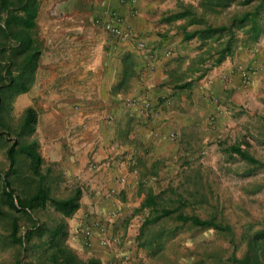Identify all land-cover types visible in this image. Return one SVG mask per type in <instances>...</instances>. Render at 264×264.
I'll list each match as a JSON object with an SVG mask.
<instances>
[{
	"label": "crops",
	"instance_id": "obj_1",
	"mask_svg": "<svg viewBox=\"0 0 264 264\" xmlns=\"http://www.w3.org/2000/svg\"><path fill=\"white\" fill-rule=\"evenodd\" d=\"M180 3L196 4L39 0L36 35L41 56L34 85L22 97L40 100L30 105L44 116L45 123L40 118L38 122L40 131H47L41 142L45 166L64 185L82 191L80 209L68 221V244L86 259L106 264L121 257L130 262V244L117 245L121 235L130 240V225L119 234L114 224L130 208L142 206L140 185L149 181V172L158 173L160 161L179 152V135L196 128L199 116L214 107L212 100L222 98L216 67L209 70L206 63L207 69L194 78L188 72L200 55L194 48L201 42L186 40L185 34L192 31H178L174 24L182 22L169 21ZM113 13L130 34L128 39L95 25ZM111 212L118 218L111 221ZM90 221L99 222L97 234L110 239L111 247L101 248L97 240L91 247L85 245L81 232Z\"/></svg>",
	"mask_w": 264,
	"mask_h": 264
},
{
	"label": "rangeland",
	"instance_id": "obj_2",
	"mask_svg": "<svg viewBox=\"0 0 264 264\" xmlns=\"http://www.w3.org/2000/svg\"><path fill=\"white\" fill-rule=\"evenodd\" d=\"M194 2L196 4L180 3L175 11V14L186 9L193 12L191 16L170 21L182 22V25L174 24L178 31L186 28L193 32L205 28L206 24L219 28L230 26L236 17L253 12L259 6L260 19L255 33L251 23L233 26L229 56L219 65H215L217 52L227 44L230 38L227 32L223 39L220 37L222 35L207 41L199 39L200 46L194 49L200 50V55L191 62L188 72L194 78L199 77L206 63L209 70L216 67L217 77L222 80L218 86L222 98H218L219 102L212 100L214 107L211 106L206 115L199 116L196 128L192 127L179 135V152L160 161L157 176L149 172L151 178L140 185V194H144L145 200L147 193L152 190L160 195V209L179 208L185 214L198 215L203 219L214 218L231 226L232 233L196 229L178 223L175 217L148 223L147 220H152L157 213L151 215L148 209L130 208L127 215L114 224L117 230H121L119 234H124L130 225V240H126V235H121L117 241L121 247L130 244V264H236L233 257H243L246 239L264 227V3L263 0ZM20 61L18 59L16 62ZM5 65L6 62L1 63L0 60V85L9 83L2 77ZM17 68L16 65L12 67L14 75H18ZM221 72L224 77L221 74L219 76ZM228 76L230 84L226 82ZM223 81L225 88L222 91ZM27 93L17 94L0 104V172L3 174L8 169L7 149L14 142L22 140L18 133L26 110L31 107V103L37 106L40 102L27 95L22 97ZM39 118L44 124V116L38 114V121ZM45 133V129L40 131L37 122L35 132L23 140L36 141L41 155H46V148L41 143L45 141ZM234 145L242 146L259 164L251 165L228 152ZM64 183L61 180L56 185L55 180L50 178L49 184L55 197H69L77 189L75 185ZM19 186L28 188L26 184ZM2 190L0 181V196ZM138 197H135L137 204ZM14 216V213H9L0 218V264L20 263L21 251L19 247L12 246L9 239ZM18 217L23 234L31 226V220L25 215L19 214ZM32 219L53 229L60 221V215L49 207L33 214ZM98 229L101 230L100 227ZM106 229L108 231V227ZM81 233L83 236V231ZM46 241L47 236L44 235L35 238L33 244L45 249ZM84 242L86 246H92L86 244L85 239ZM37 254L43 253L38 251ZM48 257L31 256L29 261L44 264Z\"/></svg>",
	"mask_w": 264,
	"mask_h": 264
},
{
	"label": "trees",
	"instance_id": "obj_3",
	"mask_svg": "<svg viewBox=\"0 0 264 264\" xmlns=\"http://www.w3.org/2000/svg\"><path fill=\"white\" fill-rule=\"evenodd\" d=\"M260 10L261 6L253 12H246L241 17H236L230 26L219 28L206 24L205 28H198L188 35L185 34V39L199 38L207 41L218 35H222L220 37L223 39L227 32L230 38L227 44L217 52L215 65H219L229 56L234 35L233 26L237 23L242 25L251 23V29L255 33L260 19ZM38 11L39 0H0V60L1 63L6 62L2 77L9 82L7 85H0V104L2 102L4 104L6 100L17 94L29 92L35 82V73L41 56V46L36 35ZM192 13L191 10L186 9L184 12L174 14L169 21L191 16ZM183 30L185 31L186 28ZM222 39L219 38V40ZM18 59H21L19 63L16 62ZM15 65L18 66V75H14L12 71ZM37 122V111L32 107L28 108L18 133L22 140L14 142L7 149L8 169L4 174L0 172L3 188L0 196V218L6 217L9 213L15 214L9 239L10 244L19 247L21 251L19 264H35L29 261V258L41 255L49 256L44 264H102L97 258L82 259L68 244L70 235L68 221L80 209L82 191L77 188L71 196L66 198L53 195L52 187H50L52 183L49 184L50 178L55 180L56 185H59L62 179L51 168H45L44 159L36 141L23 140L35 132ZM228 152L238 155L251 165L259 164V161L240 145L231 146ZM19 184H26L28 188L22 189ZM159 199L160 195L153 193L152 190L146 195L141 209L150 210L151 215L157 213L152 220H147L148 223L175 217L178 223L190 225L196 229H214L221 233H232L231 226L224 225L214 218L203 219L198 215L185 214L179 208L162 207L160 209ZM49 207L60 215V221L53 229H48L39 220L32 219L33 214L43 212ZM19 214L31 220V226L23 234H21ZM44 235L47 236L45 249L33 244L35 238H42ZM38 251L43 254H37ZM233 259L236 264H264V227L246 239L243 257L237 259L234 256Z\"/></svg>",
	"mask_w": 264,
	"mask_h": 264
},
{
	"label": "built area",
	"instance_id": "obj_4",
	"mask_svg": "<svg viewBox=\"0 0 264 264\" xmlns=\"http://www.w3.org/2000/svg\"><path fill=\"white\" fill-rule=\"evenodd\" d=\"M121 4L126 3H135L136 0H118ZM95 25L103 28V30L112 36L120 39H128L130 37L129 33H126L121 28V19L119 18L117 13H113L112 15L108 16V19L103 21L101 19H97L95 21ZM146 108L151 110V106L148 104L146 105ZM108 217L111 221L118 218L117 212H111L108 214ZM99 222L97 221H90L86 224L84 230H83V236L86 240V244L92 245L95 240H97V243L101 248H109L111 247L110 239L106 237H100L97 233L100 232V229H98ZM106 264H130L129 261L121 258V257H115L111 260H109Z\"/></svg>",
	"mask_w": 264,
	"mask_h": 264
}]
</instances>
